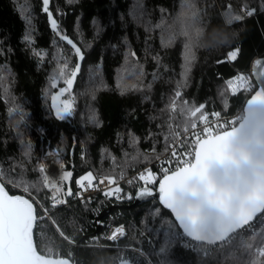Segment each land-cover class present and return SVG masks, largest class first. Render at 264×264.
<instances>
[{"label": "trees", "instance_id": "1", "mask_svg": "<svg viewBox=\"0 0 264 264\" xmlns=\"http://www.w3.org/2000/svg\"><path fill=\"white\" fill-rule=\"evenodd\" d=\"M41 9L42 0H0V172L12 185L28 186L46 207L52 193L39 166L47 149H57L65 170L73 173L74 195L75 181L88 171L118 180L146 169L159 172L155 157L189 125L187 111L169 108L178 86L180 101L189 108L204 105L210 119L220 112L222 123L235 119L237 124L243 116L249 96L232 95L227 84L237 75L250 76L252 62L264 54V0H51L50 10L81 47L83 61L59 41ZM251 9L255 12L249 16ZM236 15L242 19L229 22ZM28 34L31 45L23 39ZM189 44L194 59L186 70ZM237 49V58L229 61L227 54ZM35 51L48 55L41 62ZM61 51L70 68L80 63L72 98L62 97L73 100V115L63 121L50 108L51 96L64 87L62 81L51 87L63 62ZM74 195L64 197L63 206L49 208L51 221L37 220L40 253L70 258L78 245V264H117L127 255L146 264L142 255L118 248L129 247L153 264H249L253 257L244 246L261 239L257 235L251 241L243 230L230 245H198L183 236L155 199L132 205L133 199L102 193L91 202ZM108 207L113 208L104 224H122L125 235L99 244L93 219ZM254 226L261 229L258 222ZM166 240L168 249L160 252Z\"/></svg>", "mask_w": 264, "mask_h": 264}, {"label": "snow or ice", "instance_id": "2", "mask_svg": "<svg viewBox=\"0 0 264 264\" xmlns=\"http://www.w3.org/2000/svg\"><path fill=\"white\" fill-rule=\"evenodd\" d=\"M71 2L72 0H69V3ZM50 4L51 0H42L41 10L47 14L51 30L59 41L70 46L72 56L78 61H83L84 52L61 29L50 10ZM227 7L230 8L231 5ZM254 12L255 9H251L247 11V15L251 16ZM239 19H242L239 15L229 16V22ZM188 32L186 29L182 35L187 36ZM23 39L29 45L33 43L31 34L25 35ZM55 46L60 47L59 44ZM238 51V49L230 51L227 59L234 61ZM34 54L41 62L48 55L47 52L41 51H35ZM60 55L63 62L58 64L56 75L51 77V87L57 88L61 81L64 87H60L58 92L51 96L50 108L54 110L55 117L63 121L73 115V100H62V97L66 94L71 95L80 72V63L77 62L70 68L68 57L64 56L62 51ZM130 55L135 56V53ZM192 59L194 57L189 44L185 55L186 70ZM227 87L232 95L248 94L247 105L250 114L254 107L264 108V60L257 59L250 76L237 75L228 81ZM181 95L178 86L171 98L169 108L172 113L178 108L187 111L189 125L183 128L184 139L177 140L180 135L177 132L171 147L167 143L165 145V150L170 153V158L165 163L174 166L161 167V179L158 183L159 202L163 208L170 210L183 236L198 245L220 247L230 245L242 230L250 233L251 241H255L257 235L261 236L258 245L249 242L244 247L253 257L249 264H264V159L256 165H251V171L245 176L243 170L250 162L247 153L239 151L235 146L238 132L236 120L222 123L221 113L212 112L211 115L215 118L213 122L205 112L204 105L189 108L186 100L180 101ZM251 122L254 126L264 129V115L253 116ZM198 125L202 127L198 128ZM171 126L170 124L169 127ZM189 131H191L190 138L187 136ZM165 139L167 141V137ZM260 146L264 149V140L261 141ZM155 158L159 160L160 157ZM132 159L135 160L137 157ZM60 169L58 181L49 179L47 175L43 178L44 187L52 193L51 200L54 207L66 204L67 200L64 197L74 195L70 186L73 173L64 170L63 164H60ZM213 169L228 173L223 186L218 185L213 179L211 175ZM39 171L45 172L43 164L39 166ZM138 181L142 183L137 191V198L152 197L156 194L151 185L157 184V177L151 169L140 172ZM75 183L79 189L75 195L81 198L83 192L105 184L107 185L104 191L105 197H115L118 200L122 198L123 190L114 175H105L98 179L92 171H88ZM129 183L131 184L132 181L130 180ZM65 186H67L66 190ZM24 191H28L27 186L24 187ZM126 198L133 197L126 194ZM36 219V209L31 200L20 195H9L4 183L0 182V264H72L71 258L54 259L51 255H41L37 251L33 242ZM257 222L261 225V229L254 226ZM52 223L55 225L56 222L53 220ZM97 223L102 222L97 221ZM124 235L123 227H117L107 239L117 241ZM169 244L170 240H166L160 252H166ZM121 264H133V261L124 259Z\"/></svg>", "mask_w": 264, "mask_h": 264}, {"label": "built area", "instance_id": "3", "mask_svg": "<svg viewBox=\"0 0 264 264\" xmlns=\"http://www.w3.org/2000/svg\"><path fill=\"white\" fill-rule=\"evenodd\" d=\"M210 120H212L214 122L215 118L212 117ZM199 127H202V125H198V128ZM187 136L189 138L191 137V131H189V133H187ZM184 138H185V134L183 132V133H180L179 137H177L176 139L179 140V139H184ZM172 143L170 144L169 147H171ZM159 157H160L159 160L156 159V165H157V167L159 169V172L152 171L156 175L157 181L159 180V174H161V171H160L161 167H164V166L173 167L174 166L172 164H166L165 163V161L170 158V153L168 151H165L162 155H159ZM41 164H43L45 166V172L43 173V176L47 175L49 177V179L54 180V181H58L59 180V176L61 174L60 164L64 165V170H65V164H64V161L62 159V156L60 155V153L56 149H47L44 152V154L41 156ZM140 172L141 171L135 172L133 174V178H131L129 180H125L124 178H121V179L118 180L119 187H121V189L123 190L122 193H121V197H122L121 199L131 200V199H127L126 198V194H130L133 197L132 199H134L135 193L139 189V187H140V185L142 183V182L138 181V176H139ZM97 178L99 179L100 177H97ZM130 180L132 181L131 184L129 183ZM0 181L2 183H4L5 186L8 185L11 188H13L16 191L15 193L21 194L24 197H26L27 199L31 200V202L36 207L37 213H40V215L37 214V220H39L42 217H46L47 219H49L51 221L49 208L51 209V208H56V207L64 205V204H59V205H56L54 207L53 203H52V200L50 198V200H49V208H48L45 205H43L42 203H40L33 195L29 194L28 192H24L22 189H17L12 184L7 182L6 179L3 177V175H0ZM154 186L155 185H151V187H154ZM124 187H125V189H124ZM106 188H107L106 184L105 185H99V187L92 188V189H89L86 192H83L82 198L78 197L76 195H74V197L76 199L81 200V201L82 200H87V201L91 202L95 198V196H97L99 193H102L104 195V191L106 190ZM77 191H79L78 186H77ZM112 198H115V197H112ZM117 227H123V229L125 230V228H124V226L122 224H117L116 225V224H112V223H105L102 231L99 234H97L98 239H100L99 244H102V242H101L102 240H108V241H110L112 243L117 242L119 239L117 241H111V240L107 239V237L109 235H111V232ZM98 246H101V245H98ZM118 248L121 249V250H131V251L135 252L136 254H140L146 259V264H153L152 261L147 257V255L144 254L139 249H134V248H129V247H118ZM205 253L206 252L204 251L202 253V255L204 256ZM73 256H74V254H72L70 258L72 259ZM123 259H129L130 260V257L127 255V257H125Z\"/></svg>", "mask_w": 264, "mask_h": 264}, {"label": "water", "instance_id": "4", "mask_svg": "<svg viewBox=\"0 0 264 264\" xmlns=\"http://www.w3.org/2000/svg\"><path fill=\"white\" fill-rule=\"evenodd\" d=\"M257 59L264 60V54L254 59V61L252 62V66H251V73L255 68V61ZM247 100H246L244 107H243V116L241 117L239 122L236 124L238 132H237L236 145H235L239 151H243V152L247 153V155L249 157V162H250L249 166L243 170V174L245 176L248 175L249 172L251 171V165H256L262 159H264V149H262L260 146L261 141L264 140V129L260 128L259 126H254L251 122L253 116L264 115V108L258 107V106L254 107L252 109V113L250 114L249 109H248V105H247ZM241 125H243V127H241ZM211 175L218 185L223 186L226 182V177H227L228 173L218 172L216 169H213L211 172ZM160 179H161V177L159 178V180ZM159 180H158L157 184L154 187H152L153 192L156 193L155 195H153L152 197L137 198L136 194H137V191L139 190L138 189L135 193L132 205H138V204H141L143 202H147V201H150L153 199H155L156 201H158V203H160L159 199H158V183H159ZM5 188L8 191L6 186H5ZM8 193H9V195L23 196V195L18 194V193L12 194L9 191H8ZM24 198H26V197H24ZM160 205H161V203H160ZM33 206L36 209L34 204H33ZM112 208L113 207H108L106 209H103L98 214L95 215V217L93 219V223L95 225V229L92 233L93 235H97L102 231V229L104 227V221L103 220L106 218L108 212ZM167 211L170 212V210H167ZM36 217H37V211H36ZM97 221H101L102 223L98 224ZM36 222H37V219H36ZM35 227H36V223H35L34 228H33V242L36 246L35 237H34ZM181 232H182V230H181ZM81 241L82 240L80 239L78 241V243H80ZM36 248H37V246H36ZM37 251H38V249H37ZM40 254L44 255L42 253H40ZM52 258L55 259V258H67V257H53L52 256ZM122 260H124V259H121L117 264H121ZM71 261H72V264H78V245H76V247H75V253H74V256L71 259ZM133 264H136V263L133 262Z\"/></svg>", "mask_w": 264, "mask_h": 264}, {"label": "rangeland", "instance_id": "5", "mask_svg": "<svg viewBox=\"0 0 264 264\" xmlns=\"http://www.w3.org/2000/svg\"><path fill=\"white\" fill-rule=\"evenodd\" d=\"M234 79V78H233ZM232 80V79H231ZM73 94L70 95V99L72 98ZM57 102H60V101H57ZM74 111V109H73ZM57 150V149H56ZM58 151V150H57ZM59 152V151H58ZM85 175V174H84ZM14 187H16L17 189H22L24 191V187L25 186H18V185H13ZM28 187V186H27ZM25 192V191H24ZM29 194L33 195L30 191H29V188H28V191H27Z\"/></svg>", "mask_w": 264, "mask_h": 264}]
</instances>
